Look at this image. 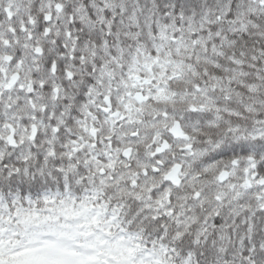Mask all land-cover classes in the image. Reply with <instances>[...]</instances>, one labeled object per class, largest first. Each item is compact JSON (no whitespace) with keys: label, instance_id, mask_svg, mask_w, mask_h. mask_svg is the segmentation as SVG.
Returning <instances> with one entry per match:
<instances>
[{"label":"snow or ice","instance_id":"1","mask_svg":"<svg viewBox=\"0 0 264 264\" xmlns=\"http://www.w3.org/2000/svg\"><path fill=\"white\" fill-rule=\"evenodd\" d=\"M0 264H264V0H0Z\"/></svg>","mask_w":264,"mask_h":264}]
</instances>
